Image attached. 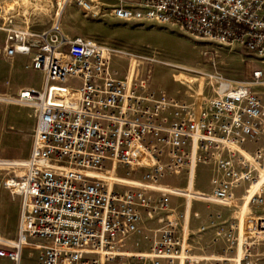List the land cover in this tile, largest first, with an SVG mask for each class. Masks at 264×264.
<instances>
[{"label":"built area","instance_id":"1","mask_svg":"<svg viewBox=\"0 0 264 264\" xmlns=\"http://www.w3.org/2000/svg\"><path fill=\"white\" fill-rule=\"evenodd\" d=\"M117 1L109 9L116 21L175 28L264 61V0ZM71 3L95 21L106 10L100 0H63L62 10ZM0 32L5 57L30 56L44 78L41 90L3 99L29 110L34 130L26 160L0 159L3 188L21 199L17 238H0V258L19 264L22 251L31 249L39 252L37 264H202L185 231L187 202L189 224L199 218L192 211L198 201L237 207L228 234L236 251L230 264H254L253 248L264 241V214L252 212L264 211V99L254 92L264 86L263 69L253 70L248 82L208 75L209 98L186 104L109 74L111 56L153 64L150 50L138 55L94 37L68 39L58 23L37 32L4 19ZM209 160L225 180L212 179L208 196L165 187L160 207L168 217L159 239L145 252L125 250L123 238L138 232L139 210L149 208V193L162 190L159 181L181 173L188 181L196 165ZM120 167L139 176L127 177ZM244 184L248 191L236 202L231 189ZM168 197L184 200L182 214L167 208Z\"/></svg>","mask_w":264,"mask_h":264},{"label":"rangeland","instance_id":"2","mask_svg":"<svg viewBox=\"0 0 264 264\" xmlns=\"http://www.w3.org/2000/svg\"><path fill=\"white\" fill-rule=\"evenodd\" d=\"M63 0H0V26L4 19H11V25L15 28L28 26L31 30L44 32L54 27L58 23L56 14ZM106 4V10L101 20L95 21L86 17L74 3L69 4L60 19L59 28L66 33L67 31L87 30V28L99 26L104 29V34H91L85 37H94L110 45L121 46L138 55H144L148 50L155 54L156 62L146 64L141 59L130 58L129 56H111L108 65L109 74L116 79H131L135 85L145 84L148 91L161 90L186 104H193L196 100L208 99L210 96V83L208 75H222L231 81L248 82L251 72L257 68L264 70V61H258L254 56L247 53L243 48L231 46L225 48H215L204 44L194 38L188 37L175 28L161 26L147 22H120L108 18L109 9L112 8L117 0H100ZM66 21H69L68 24ZM65 23V24H64ZM4 34L0 32V49L2 46ZM215 66L212 64V62ZM172 65V66H170ZM10 65L6 60L0 58V88L9 95H14L16 88L26 84L40 87L43 83V75L38 72L31 78L12 75ZM194 78L196 81L191 84L183 83L180 75ZM69 86H76L77 81L69 79ZM187 89L191 92L187 93ZM255 94L264 93V86L254 89ZM5 115L10 118L11 124L13 118L18 114L13 107L6 108ZM3 115L0 113V118ZM28 121V120H27ZM15 135V134H14ZM24 147V146H23ZM249 147H251L249 145ZM122 173L130 178L136 174L129 173L127 169L120 167ZM194 189L196 191L208 192L209 178L211 168L207 165L199 164L195 169ZM193 178L186 183V177L167 176L161 180L163 185H172L174 187H183L186 183L187 189H193ZM151 204L144 212L154 220L156 228L166 227L167 211H161L160 201L165 198L163 193H149ZM147 195V196H148ZM153 195V196H152ZM167 208L181 209L182 200L176 197H168ZM154 208V209H153ZM191 202L188 201L185 209V223L190 217ZM142 210V209H140ZM193 212L199 214V218H192V227L195 224H207L210 220L218 221V218H229L232 210L226 207L208 206L207 204L195 201L193 203ZM183 211H180L182 214ZM252 212L258 215L264 214L259 207H253ZM208 228L204 234L207 233ZM201 235V232L191 234L193 236ZM124 248L127 251H142L148 243L147 234H132L123 238ZM264 241H260V244ZM21 264H34L37 258V252L31 249L23 250ZM249 258L252 262L264 261L261 256H252ZM132 264H141L138 260H132Z\"/></svg>","mask_w":264,"mask_h":264},{"label":"crops","instance_id":"3","mask_svg":"<svg viewBox=\"0 0 264 264\" xmlns=\"http://www.w3.org/2000/svg\"><path fill=\"white\" fill-rule=\"evenodd\" d=\"M117 4V3H116ZM64 12V11H63ZM63 14V13H62ZM62 16V15H61ZM108 18H111L110 15H107ZM61 19V17H60ZM70 24L69 21H66ZM60 24V23H59ZM65 24V23H64ZM55 25V24H54ZM53 28V27H52ZM51 28V29H52ZM50 29V30H51ZM61 30V29H60ZM49 31V30H48ZM62 31V30H61ZM46 32V31H44ZM64 36L68 39H73L75 37H85L91 34H104L105 31L103 28L99 26H92L87 28V30H80L77 29L76 31H67L64 33ZM4 41V37H3ZM3 42L0 49V58L6 60L7 63L10 65V72L12 75L15 76H22L31 78L33 74H37L38 71H34L31 68V57L30 56H20L16 55L12 58H6L3 51ZM43 75V74H42ZM44 79V78H43ZM121 80V79H120ZM43 87V83L40 87H34L28 82L13 91L14 95H9L3 92L0 88V113L3 117L0 118V159H10L16 161H23L26 160L31 152V144H32V134L34 130V119L30 115V111L24 107L19 105L9 104L4 102L3 99L14 98L20 91L22 90H41ZM191 92L187 89L186 94H190ZM194 94L196 100H198L197 95ZM261 98L264 99V93L259 95ZM13 107L17 110V115L13 118V123H16L14 127L11 124V120L7 117L4 113L6 108ZM28 120V121H27ZM15 134V135H14ZM24 146V147H23ZM202 165L210 166L211 168V177L209 178V187L210 181L212 179L218 180H225L224 176L220 171H218L216 167L215 160H209L206 163H200ZM199 164L196 165V167ZM195 167V169H196ZM184 175L185 173H181L179 176ZM195 170H194V178H193V191L197 194L208 196L210 194V190L208 192H201L196 191L194 189V179H195ZM6 175H0V238L7 239V240H15L17 238L18 233V224H19V215H20V206H21V199L18 196L12 195L8 191H6L3 186L2 182ZM167 177V176H165ZM163 177L162 179H164ZM161 179V180H162ZM161 180L159 181V185L161 187H170L171 189L177 190H184L187 189L186 183L183 187H174L172 185H163L161 184ZM187 182V181H186ZM248 185L244 184L241 187H233L231 189V195L235 199L236 202H241L246 191H248ZM156 193V192H154ZM161 193V192H157ZM151 196V195H149ZM153 196V195H152ZM179 198V197H176ZM182 200V207L169 208L170 210H176L178 212L184 211V200ZM219 206V207H226L232 210L231 216L229 218H223L220 220L218 218L217 222L210 220L209 223H203L202 226L204 228L203 231L200 230L201 225L195 224L192 227V218L190 219L189 224L185 223V231H188V242L192 248V255L197 258L203 259L202 264H230V260L233 259L236 255L235 246L232 244L231 239H229V228L232 223H236L238 209L237 207H227L217 203H209L208 206ZM193 208V204H192ZM140 213V224L138 226V234H147L148 235V243L146 248L140 252L148 251L152 245L159 239L161 233L163 232L164 228L161 226L160 228H156V223L154 220H151L150 217L143 211L139 210ZM208 228L207 233L204 234L205 230ZM196 232H201V235L193 236L191 238V234ZM234 236V233H233ZM35 251V250H34ZM21 254V259L22 255ZM37 252V258L34 264L38 263L39 252ZM139 252V251H136ZM252 256H263L264 253V244L257 243L256 246L253 248ZM229 259V261H223ZM254 264H264V261L258 262L253 261ZM0 264H14L13 262L0 258ZM21 264V260L20 263Z\"/></svg>","mask_w":264,"mask_h":264},{"label":"bare ground","instance_id":"4","mask_svg":"<svg viewBox=\"0 0 264 264\" xmlns=\"http://www.w3.org/2000/svg\"><path fill=\"white\" fill-rule=\"evenodd\" d=\"M63 3V1H62ZM63 13V10H62V4L60 5V8L56 14V19L58 21V23H60V17ZM180 80L183 82V83H187V84H191V83H194L196 80L194 78H190V77H187L186 75L184 76L183 73H181L180 75ZM198 102H201L200 100H197ZM168 188H165V187H162V190H158L157 192H161V193H167V190ZM178 192V194H180L181 192L183 193H191L193 194L194 191L192 189H184V190H176ZM153 201V200H152Z\"/></svg>","mask_w":264,"mask_h":264}]
</instances>
